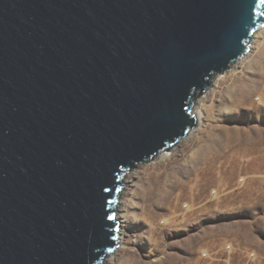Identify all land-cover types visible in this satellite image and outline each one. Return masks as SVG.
<instances>
[{
    "label": "water",
    "instance_id": "95a60500",
    "mask_svg": "<svg viewBox=\"0 0 264 264\" xmlns=\"http://www.w3.org/2000/svg\"><path fill=\"white\" fill-rule=\"evenodd\" d=\"M263 27L264 0H0V264H101L129 172Z\"/></svg>",
    "mask_w": 264,
    "mask_h": 264
},
{
    "label": "rangeland",
    "instance_id": "374dc122",
    "mask_svg": "<svg viewBox=\"0 0 264 264\" xmlns=\"http://www.w3.org/2000/svg\"><path fill=\"white\" fill-rule=\"evenodd\" d=\"M234 64L197 99L192 136L129 172L101 264H264V32Z\"/></svg>",
    "mask_w": 264,
    "mask_h": 264
},
{
    "label": "bare ground",
    "instance_id": "6f19581e",
    "mask_svg": "<svg viewBox=\"0 0 264 264\" xmlns=\"http://www.w3.org/2000/svg\"><path fill=\"white\" fill-rule=\"evenodd\" d=\"M264 32V27L262 28V29H260L258 32H256L255 34H254V38H258L262 33ZM235 65V64H234ZM196 113V112H195ZM199 118V116H198V114L196 113V119H198ZM188 135H190L189 137H191L192 136V134H188ZM187 135V136H188ZM130 176V175H129ZM129 176H127V178H129ZM119 207V209H120V207H121V204L118 206L117 205V208ZM154 214V213H153ZM118 218H119V216H118ZM120 234V236H123L124 234L123 233H119ZM119 243L120 244H125L126 243V241L123 239V237H120L119 238ZM120 248H123V247H120Z\"/></svg>",
    "mask_w": 264,
    "mask_h": 264
}]
</instances>
